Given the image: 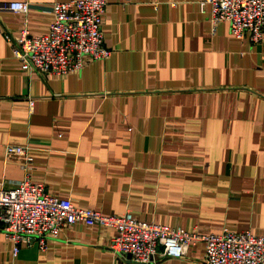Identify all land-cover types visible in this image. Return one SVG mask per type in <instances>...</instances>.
Here are the masks:
<instances>
[{"label":"crops","instance_id":"obj_1","mask_svg":"<svg viewBox=\"0 0 264 264\" xmlns=\"http://www.w3.org/2000/svg\"><path fill=\"white\" fill-rule=\"evenodd\" d=\"M24 0H0V5ZM27 15L0 11V182L25 178L5 146H26L32 180L76 208L103 216L195 228L203 235L264 236V36L212 31L201 0H107L103 33L112 51L81 72H24L5 35L46 33L52 5ZM117 232L82 223L48 248L14 245L0 231V264H136L115 256ZM203 245L183 259L204 264Z\"/></svg>","mask_w":264,"mask_h":264},{"label":"built area","instance_id":"obj_2","mask_svg":"<svg viewBox=\"0 0 264 264\" xmlns=\"http://www.w3.org/2000/svg\"><path fill=\"white\" fill-rule=\"evenodd\" d=\"M204 10L210 7L212 31L228 22L232 35L253 43L264 36V0H201ZM27 15L28 0L0 5ZM107 0H69L52 5L53 19L46 33L32 35L27 25L17 38L6 34L12 52L24 72H37L44 77H65L81 72L91 60L108 59L112 51L103 33ZM6 160H18L25 178L13 188L0 182V231L14 245L16 258L20 246L35 244L44 251L51 240L76 224L110 228L117 232L110 250L115 256L131 258L136 264H159L161 259H183L192 247L203 245L204 264H264V236L250 231L220 235H203L198 229L142 222L131 214L103 216L90 209L76 208L69 199L50 195L43 184L31 177L34 164L26 146H5Z\"/></svg>","mask_w":264,"mask_h":264}]
</instances>
